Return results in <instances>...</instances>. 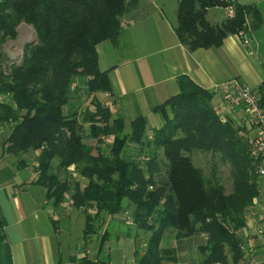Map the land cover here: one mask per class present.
<instances>
[{
  "label": "trees",
  "instance_id": "obj_1",
  "mask_svg": "<svg viewBox=\"0 0 264 264\" xmlns=\"http://www.w3.org/2000/svg\"><path fill=\"white\" fill-rule=\"evenodd\" d=\"M139 1L0 0V96L5 97L0 128L13 124L5 152L19 167L26 165V155L39 152L35 183L57 206L69 195L86 214V234H97L98 221L106 215L126 213L121 222L150 233L140 264L175 261L173 250L161 247L170 229L177 239L207 235L196 264H238L246 256L239 233L261 188L246 127L223 121L212 106L214 93L188 76L178 77L176 96L153 108L163 125L152 131L141 114L127 122L97 97L112 94L108 73L99 68L97 46L110 42L121 48L127 36L123 17ZM227 7L234 8V17L220 25L208 22V10ZM176 18L175 33L189 51L220 48L228 36L263 25L258 5L237 0H179ZM22 23L33 27L37 42L25 47L22 64L6 71L1 50L17 38ZM78 76L86 80L94 111L66 113ZM257 92L264 107V85ZM193 151L218 161L209 175L195 165ZM219 164L229 169L230 191ZM70 166L87 180L85 185L61 177ZM108 234L110 229L103 237Z\"/></svg>",
  "mask_w": 264,
  "mask_h": 264
},
{
  "label": "crops",
  "instance_id": "obj_2",
  "mask_svg": "<svg viewBox=\"0 0 264 264\" xmlns=\"http://www.w3.org/2000/svg\"><path fill=\"white\" fill-rule=\"evenodd\" d=\"M237 3L247 5L248 1ZM263 3L260 0V7ZM178 4L179 0H140L122 20L128 41L120 45L129 47V52L110 42L97 46L99 68L108 73L112 87V94L104 95L105 101L112 110L130 115L128 121L141 114L152 131L163 125L153 108L176 96L178 77L188 76L214 93L212 106L219 115L250 131L245 112H230L215 89L231 79H240L255 91L264 85V8L259 7L263 25L247 34L248 46L238 35H230L220 48L189 51L175 33ZM223 10H208V22L222 24L227 19ZM6 138L0 144V264H84L85 260L140 264L150 233L121 222L122 215H115L112 221L100 223L97 234H86V214L73 206L70 196L57 206L47 189L35 183L39 175L35 156L39 152L26 155V165L19 167L17 159L5 152ZM55 162L54 168L59 159ZM68 169L61 177L79 180L76 176L80 174L71 166ZM86 182L83 180L82 185ZM246 216V226L239 233L246 256L238 264H264V188H260ZM106 229L116 233L104 238ZM175 234L167 230L161 241L163 249L173 250L175 261L165 258L162 264H196L198 248L206 244L207 235L198 232L177 239Z\"/></svg>",
  "mask_w": 264,
  "mask_h": 264
},
{
  "label": "rangeland",
  "instance_id": "obj_3",
  "mask_svg": "<svg viewBox=\"0 0 264 264\" xmlns=\"http://www.w3.org/2000/svg\"><path fill=\"white\" fill-rule=\"evenodd\" d=\"M246 1H248V3H246L247 5L256 4L260 7V0H246ZM260 8H262V9L264 8V3L261 4ZM223 11L227 15V11L225 9ZM17 32H18L17 38L15 40H9L3 46V49L1 50V52L3 54V68L6 71L7 70L9 71L8 67L11 66L12 64H17V65L22 64L25 47L27 45H34L37 42L36 33H35L32 26L27 25L26 23H22L17 28ZM126 40L128 41V39L125 38V41ZM120 50H122V51L124 50L125 52H129V47L125 48V45H123L120 48ZM7 74H8V72H7ZM85 81H86L85 78L82 76L76 77L75 80L73 81L72 89H73V87L75 89L71 90V92H70L69 104L65 107L66 113H73L76 111L79 113H83V111H86L87 109L94 111V105L92 103L93 96H91L90 93L88 92V90L86 88V82ZM97 97L100 100H102L103 102L105 101L104 95L98 94ZM4 100H5V97L0 96V101H4ZM112 111L116 117H125L127 119L128 116H130V115H127V113H123L122 111H116L115 109ZM127 122H130V121L127 120ZM12 125L10 124L9 126L12 127ZM9 126L7 125L5 127H1L0 144H1V141L3 142L4 138L8 137V135L10 133V127ZM87 141L90 143H92V142L94 143V140L92 141V139H87ZM36 155H37V153H36ZM191 155H192V159H193V162L195 163V165L200 166L203 169V171L206 173V175H209L212 172L214 165L216 164V162H218L209 153H203L200 151H193V153ZM35 157H37V156H35ZM55 160H56V162H55V165H56L57 159H55ZM71 167H72V171H74L75 167H73V166H71ZM218 172L220 173L221 177L223 178L226 189L228 191H230L232 183H231V176H230V172H229L228 167L219 164V171ZM78 176H76V177L79 178V181L81 182V184H82L83 180H84V182H86V180L84 178H82L81 176H79V177ZM71 177H72V179L76 178L74 176H71ZM125 214L122 215V218H123V216H125ZM111 218H112L111 215H106L105 219L99 220L98 223L100 224V223H102V221H108V220L112 221ZM119 223H121V222L119 221ZM111 231H112V229H111ZM112 233H115L114 230L112 231ZM112 237L113 236H111V238Z\"/></svg>",
  "mask_w": 264,
  "mask_h": 264
},
{
  "label": "built area",
  "instance_id": "obj_4",
  "mask_svg": "<svg viewBox=\"0 0 264 264\" xmlns=\"http://www.w3.org/2000/svg\"><path fill=\"white\" fill-rule=\"evenodd\" d=\"M227 18L235 15L233 7L225 8ZM243 44L248 46L247 33L241 31L237 34ZM74 88V87H73ZM216 92L221 95L224 105L230 112L242 109L250 126L248 133L249 154L255 163V176L259 186L264 188V107L260 103V96L257 91L251 89L240 79H231L216 86ZM222 120L225 117L222 116Z\"/></svg>",
  "mask_w": 264,
  "mask_h": 264
}]
</instances>
